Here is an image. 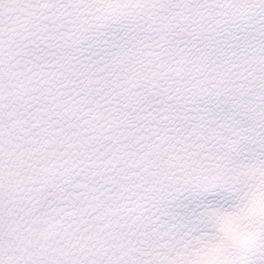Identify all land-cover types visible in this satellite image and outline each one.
<instances>
[{"label":"snow or ice","instance_id":"1","mask_svg":"<svg viewBox=\"0 0 264 264\" xmlns=\"http://www.w3.org/2000/svg\"><path fill=\"white\" fill-rule=\"evenodd\" d=\"M0 264H264V0H0Z\"/></svg>","mask_w":264,"mask_h":264}]
</instances>
